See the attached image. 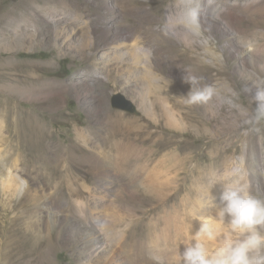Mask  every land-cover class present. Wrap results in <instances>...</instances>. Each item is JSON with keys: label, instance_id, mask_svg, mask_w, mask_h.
<instances>
[{"label": "rangeland", "instance_id": "obj_1", "mask_svg": "<svg viewBox=\"0 0 264 264\" xmlns=\"http://www.w3.org/2000/svg\"><path fill=\"white\" fill-rule=\"evenodd\" d=\"M186 3L0 0V171L16 158L17 134L25 120L42 126L48 136L43 147L50 141L77 145L75 130L91 137L114 135L139 147L143 158L136 165L145 164V171L135 185L113 174L112 181H99L90 147L77 145L79 151L62 155V162L52 150L34 154L26 151L27 144L19 150L25 161L33 158L28 170L55 167L56 173L47 170L46 175L63 194L77 189L84 178L95 190L101 184L110 187L111 196L120 192V197H105L107 203L98 211L109 217L105 231H124L127 249L135 248V256L124 264H136L138 256L140 264H156L153 257L171 259L182 251L199 229L200 218H213L224 183H248L264 199V118L254 120V93L264 85V0H199L214 24L197 36L193 49L174 34ZM58 18L73 24L52 23ZM183 69L215 89L207 104L183 102L181 95L190 88ZM116 95L130 101L136 112L113 108ZM163 100L185 127L168 123ZM168 157L165 169L153 170ZM67 166L73 167L69 174ZM15 202L0 191V218L7 225ZM4 204L9 211H3ZM54 213L62 222L55 208L49 212ZM58 225L63 230H53L52 236L60 232L62 248L53 255V264H101L107 254L80 259L72 254L83 250L82 242L70 248L76 230ZM217 228L227 234L226 228ZM6 240L0 230V253L11 242ZM209 247L215 248L216 241ZM6 250L0 264L50 262L28 251L25 243L12 242Z\"/></svg>", "mask_w": 264, "mask_h": 264}, {"label": "bare ground", "instance_id": "obj_2", "mask_svg": "<svg viewBox=\"0 0 264 264\" xmlns=\"http://www.w3.org/2000/svg\"><path fill=\"white\" fill-rule=\"evenodd\" d=\"M180 16L181 13L179 14L178 20ZM213 22L214 21L210 18L205 8H201L200 34L204 33L205 30L209 28L208 26L213 25ZM52 23L57 25L67 24L68 26L73 24L72 22L66 23L63 18L53 19ZM176 27H178V31L176 30L174 34L177 37H181L183 42L190 49H193L197 36L193 37L186 34L181 23L180 25H176ZM221 29L223 33H226L224 28ZM169 34H171L170 31ZM133 56L132 62L138 64V56ZM162 106L165 107L166 118L171 126L185 127V123L179 122L176 118L168 100H163ZM20 126L24 130H20L21 134H17L19 146H16V158H14L9 167L3 164L1 166L2 170L0 171V191L6 196L8 202L13 200L16 201V204L13 206V211L16 209V212L13 217L7 220L8 225L0 218V230L3 231L7 239L6 241H11L8 247L3 245V251H1L0 254H5V248L7 249L6 253H8L12 242H14L16 246L20 243H25L28 244V251L45 261H49V257L50 262L48 264H53V255L62 247L59 245L60 232L57 231L56 238H53L52 231L63 230L62 226H57V224L63 223V226H70L72 230H76L77 237H75V235L72 236L73 239L71 240L73 243L70 245V248L74 250V248H77L75 244L82 242L83 250L81 252L72 251V254H77L79 259L92 256L96 258L100 254H107L101 264H124L131 260V254L134 253L135 248L131 246L130 250L127 249L128 242H126L127 237L125 232H118L119 235H117L116 232V234L112 235L109 233V230L105 231L111 224L109 217L98 211L106 205L107 201H104L105 197H120V195H118L120 192L111 196L110 187L101 184L98 186L102 189L97 187L98 190H95L90 187L88 179L84 178L81 184L77 185V189L63 194L57 185H52L46 175L47 170L56 173L57 169L55 167H47L39 172L35 168L31 169L30 167L28 170L29 164L32 163L33 158L25 161L22 159L23 155L19 150H21L25 144H27L25 145L27 146L25 148L26 151L28 149L29 151L32 150L34 154H43L52 150L54 159L58 162H62V155L79 151L77 145H81L84 148L90 147L94 149V159L90 158V163L94 161L92 165L95 167L93 169L97 175L101 176L99 181H112L110 174H113L116 178H124V180L133 185H135V182L138 180V174L145 171V164L136 165V162H140V159L143 158L141 154L143 151L135 145L126 144L124 140L117 136L105 135L102 138L96 136L91 137L80 130H75L74 132V142H76L77 145L74 143L68 144L65 142L63 144L50 141L46 147H43L42 143L48 136L45 132L41 131L42 126H40L37 121L29 122L25 120L20 123ZM24 131L25 133H23ZM109 152L114 154L107 155ZM152 155L153 154L150 153L149 157L151 158ZM2 157L5 158L6 156ZM172 159L173 161L177 160L176 157ZM44 161H46V157L43 158V162ZM169 161L170 159L168 157L166 163H156V168L153 170L159 172L158 170L165 169ZM132 162H134L133 165H131ZM65 163L67 164L66 161ZM163 164L165 167H163ZM66 168L69 174V171H71L73 167L67 166ZM108 171L112 172L105 174ZM169 171L172 172L173 169ZM34 186H37V189H34ZM62 197L63 201H61ZM7 206L10 207L9 204L3 205V211H9L6 209ZM53 208L61 214L60 218H62V222H59L58 220L60 219L57 218L55 220L57 216L55 213L49 214ZM2 217H4V215H2ZM68 217L73 218L74 221L71 222ZM110 219L112 220L111 217ZM77 220H80L84 227L78 226L75 222ZM97 228H100L102 234H99L97 230H95ZM141 259V256H138L134 260V263L137 264V262H139L138 264H140Z\"/></svg>", "mask_w": 264, "mask_h": 264}, {"label": "clouds", "instance_id": "obj_3", "mask_svg": "<svg viewBox=\"0 0 264 264\" xmlns=\"http://www.w3.org/2000/svg\"><path fill=\"white\" fill-rule=\"evenodd\" d=\"M201 6L199 0H187L179 22L186 34L200 35ZM183 80L190 85L186 95H181L186 105H203L215 94L210 85H202L200 77L183 69ZM255 121L264 118V85H257ZM235 171V170H234ZM199 229L191 240L183 244L171 259L153 257L156 264H264V199L253 193L245 182L223 184L219 202L211 219L200 218ZM227 229V234L217 228ZM216 241V247L209 243Z\"/></svg>", "mask_w": 264, "mask_h": 264}, {"label": "water", "instance_id": "obj_4", "mask_svg": "<svg viewBox=\"0 0 264 264\" xmlns=\"http://www.w3.org/2000/svg\"><path fill=\"white\" fill-rule=\"evenodd\" d=\"M112 107L116 109H121L129 113H135V107L132 103L126 99H124L121 95H116L112 98Z\"/></svg>", "mask_w": 264, "mask_h": 264}]
</instances>
